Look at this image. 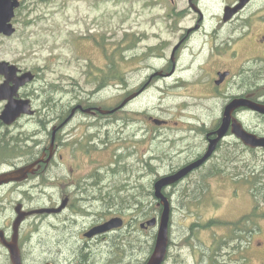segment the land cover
I'll return each instance as SVG.
<instances>
[{
  "label": "rangeland",
  "instance_id": "374dc122",
  "mask_svg": "<svg viewBox=\"0 0 264 264\" xmlns=\"http://www.w3.org/2000/svg\"><path fill=\"white\" fill-rule=\"evenodd\" d=\"M22 1L16 12V33L9 37L0 34V61H10L38 74V79L24 92L32 96L33 108L40 110V117L17 119L11 125L0 121V147L5 144L6 150L10 151L1 153L7 162L0 165V172L33 160L29 155L33 151L26 147L31 136L49 146L52 127L62 124L61 115H65L68 106L83 102L107 106L114 103L115 98L123 94L122 90L115 92L111 88V77L107 76L114 58L125 74L128 72L129 91L137 94L133 92L135 86L148 81L152 72L148 71V65H157L160 67L157 70L165 68L174 56L183 28L197 19L195 14L176 12L174 7L179 0ZM187 1L181 0V5L187 6ZM225 1H201L206 12L205 28L186 41L187 46L180 52L179 73L177 71L176 75L166 78V84L159 88L155 86L134 100V111L120 113L118 121L83 115L76 118L64 134L70 138L65 139L67 145L61 150L65 154L63 169L70 150L72 154L78 153L82 166H87L86 171L90 168L99 173L97 185L103 191L130 184L133 188L123 194L134 195L139 193V186H143L151 189L150 199L153 200V182L159 174L156 167L149 170V158H144L141 151L150 147L149 153L166 156L164 152L170 151V144H159L160 139H155L153 132L143 138L144 134L138 131L134 138L132 132L144 124L138 111H148L149 107L154 116L180 121L182 130H167L164 140L171 138L177 141L184 135H190L194 140L193 129L196 128V132L202 129L189 120L203 118L211 124L218 119L220 109L215 101L199 99L213 93L205 89L210 86L208 81L204 80L197 87L191 82L197 79L194 74L198 75L193 61L196 47L222 33H213L211 28L218 23ZM259 14H264V0H258ZM155 55L162 57L156 59ZM198 60L203 62L204 68L210 66V63L206 65L207 58L198 57L196 62ZM103 76L105 82L102 81ZM179 78L183 80L177 81ZM2 81L0 76V84ZM99 86L103 90L98 91ZM194 99L203 101L192 106ZM4 107L0 105V114ZM40 119L51 121L43 126ZM4 150L0 148V151ZM239 153L241 156L231 151L229 144L224 145L214 160L193 176L194 181L203 178L209 184L207 191L193 186L191 189L180 188L176 193L170 225L171 256L164 264H214L215 261L217 264H264V149L258 150V154ZM162 165L163 162L158 163V170ZM63 169L54 170L64 174ZM255 180L258 181V190ZM11 183L0 187V216L3 217H0V222L6 221L4 216L14 215L19 198L32 203L50 200L59 192V188H47L45 174L31 179L24 186ZM113 195L103 193L102 198L116 199ZM143 195L147 201L145 191ZM74 208L75 215L84 213L83 208ZM92 209L96 214L101 213L103 218L112 214L111 219L122 218L120 227L129 220L128 236L134 235L135 245L140 243L139 238L145 247L149 242L152 254L158 228L149 226L143 229L141 224L147 225L148 220L160 218L154 203L145 207L102 204ZM73 213L71 208L64 215Z\"/></svg>",
  "mask_w": 264,
  "mask_h": 264
},
{
  "label": "flooded vegetation",
  "instance_id": "af4514ba",
  "mask_svg": "<svg viewBox=\"0 0 264 264\" xmlns=\"http://www.w3.org/2000/svg\"><path fill=\"white\" fill-rule=\"evenodd\" d=\"M172 1L175 2L174 0ZM201 1L188 0V5L182 6L181 0H179L177 7H174L178 14H195L197 19L183 28L184 32H181L179 36L174 56H172V59H170V62L165 68L157 70L160 68L157 65H148V71L152 70V72L149 74L148 81L141 82L135 86L133 92L137 93V95L134 98L122 105L133 93L129 91L128 72L125 74L114 58V60H111V64H109L111 88L115 92H119L120 90L123 92L121 96L115 98L114 103L110 106L105 104H87L84 102L76 103L73 106L70 105L65 115H61L63 116L61 118L63 120L62 124L53 125L52 131L50 132L51 138L49 146L33 139L34 136H31V139L26 141V147H29L33 151V153H29L33 160L28 163L39 158L44 160L50 156L51 158L48 162H40L36 171L30 173L26 179L14 183L19 184V186H24L31 179H37L45 174L47 176V188H59V192L57 193V197H52L50 200L43 199L32 203H27L25 198H19L14 208V215L4 216L6 221L4 222L2 220L0 222V264H15L12 255V245L15 247L17 253L16 260L18 264H146L151 257L149 242L148 246L145 247L144 241L139 238L138 242L140 241V243L135 245L132 240L134 235L131 237L128 236V233H130L127 229L128 225H130L129 220L120 228L117 227L116 229L113 228L105 232H98L96 228L109 221L113 217V214L103 218L101 213L96 214L93 211V207H99L102 204L110 205L111 207H120L122 205L127 207H145L154 203L161 216L163 206L161 200L156 197L154 192L156 181L163 176L176 174L186 166L200 160L206 154L210 147L211 139L217 137L216 131L222 124V119L228 106L237 107L231 113V125L227 135L219 141L211 157L201 166L187 173L179 181L167 185L162 189L163 194L168 198L172 206L171 222L176 193L180 188L191 189L193 186L196 189L201 188L207 191L209 184L205 183L203 178L194 181L193 176L201 172L213 161L224 145L229 144L231 151L235 152L238 156H241L239 153L241 151L258 154V150L264 149V147L254 148L246 145L233 132V124L236 121L248 133L256 135L257 137H264V113L258 112L254 107L264 105V14L258 15V0H249L243 7L230 15L228 19H225L226 8L230 9L241 3V0H227L223 4L222 15L215 25L216 27L212 26L211 28L213 33L218 31H222V33L219 36H215V38L206 39L204 44L196 47L197 51L195 52L196 55L193 61L196 63L194 69H198V75L194 74L197 79H193L191 82V85L197 87L198 84L204 83V80L208 81L210 86L205 89L208 92L211 90L213 93L199 99L204 98L209 101H215V105L220 109L218 119L211 124L203 118L189 120L191 124L199 126L202 129L198 132H196V128L193 129L195 131L194 140H192L190 135L181 136V138H177V141L171 138H165L167 140H164V134H166L167 130H175L178 128L182 130V126L179 125L180 121L154 116L150 112L149 107L148 111L145 109L138 111V114L143 116L140 121L144 124L137 131L132 132L134 138L138 131L144 134L142 136L143 138L153 132L155 139H160L159 144L161 142L164 144H168L169 142L170 144V151L164 152L167 154L166 156L149 153L150 147L141 151L144 158H149L147 163L149 170H151L152 166L156 167V172L159 174V177L153 182V200L150 199L152 195L151 189L143 186H139V193L134 195L123 194L126 190L129 193L130 188H133L130 184L120 187L113 186L114 188L110 187V189L103 191L102 187L97 185L99 173L91 171L92 169L90 168L86 171L87 166H82L78 153L72 154L70 150L67 153L66 166L63 169L65 154L61 150L64 145H67L65 143L68 141H65V139L69 140L70 138L68 134L64 137V134L79 115L118 121L120 113L129 110L134 111L132 109L134 100L155 86L158 88L161 87L167 77L176 75L177 71L179 73L180 52L187 46L186 41L191 40L196 33L201 32L205 28L206 12ZM22 4L23 1L21 0L20 7ZM179 5H181V8H179ZM200 11L203 14L201 21H199L202 16ZM15 18L16 14L13 18L14 25L16 24ZM155 56L156 59L162 57ZM198 57L202 59L207 58L206 65L210 63V66L204 68L201 60L196 62ZM213 57L218 59L213 60ZM188 67L190 68L191 65ZM22 70L26 71L28 69L22 68ZM33 72L36 76L35 79L20 88V97L29 98L32 106H35L32 96L24 92L29 85L38 79V74L35 71ZM105 72L107 73V66ZM121 72L122 74H120ZM201 74L205 76L203 77ZM0 76L3 79L1 83H3L6 77L1 74ZM181 80L183 79H177V81ZM131 83L134 84L133 80H131ZM100 86L98 91L103 90H100ZM202 101L194 99L192 106L198 105ZM6 103L7 100H3L0 102V105L3 104L5 106ZM100 109L111 112L103 113ZM39 115L40 110L36 108L33 115L25 114L19 119L25 117H40ZM61 119L59 120L62 121ZM50 121L40 119L41 124L49 123ZM55 128H57V131L53 143L52 139ZM196 138H198V141ZM29 142H32L33 145H30ZM154 144H158V142H154ZM35 148L37 151L34 152ZM77 150L78 148H76ZM175 153H178L177 156L172 155ZM176 157H178L177 161H175ZM72 161L75 162L72 163ZM160 162H163V165L158 170V163ZM248 167L251 168L252 166L248 165ZM57 168H62L64 174L62 172H56L54 169ZM200 184H205V188L199 187ZM255 188L258 190L257 180H255ZM144 191L148 197L147 201H144L142 198ZM103 193H114L116 199L105 200L102 198ZM64 204L65 207H62ZM18 207L20 208L18 209ZM74 207H78L79 209L83 208L84 213L75 215ZM71 208L74 213L64 215ZM41 209H52V211L36 212ZM32 211L34 212L30 213ZM23 212L27 214L21 219V222H17L20 213ZM145 224H141L143 229L149 227ZM139 245L141 247H138ZM170 256L171 254L168 252L167 259ZM222 262L224 263L225 261Z\"/></svg>",
  "mask_w": 264,
  "mask_h": 264
},
{
  "label": "water",
  "instance_id": "95a60500",
  "mask_svg": "<svg viewBox=\"0 0 264 264\" xmlns=\"http://www.w3.org/2000/svg\"><path fill=\"white\" fill-rule=\"evenodd\" d=\"M248 1L249 0H241V3L236 7L230 9L226 8L225 19H228L230 15H232L239 8L243 7ZM20 4H21L20 0H0V34L9 37L16 33V26L13 23V18L15 17L16 9L20 7ZM200 14L202 16L200 17L199 21L203 19V14L201 11ZM0 74L6 77V80L0 84V102L3 100H7V103L0 114V119L5 124L11 125L22 115L25 114L33 115L35 113V109L32 106V102L29 98L20 97V88L32 82L35 79L36 76L34 72L32 70L23 71L17 64L7 60H2L0 61ZM136 95L137 94H133L130 97H128L122 103V105L126 104L130 99L134 98ZM236 107L237 106L227 107L224 113V117L222 119V124L216 131L217 137L211 139V143L208 151L200 160L186 166L185 168L181 169L174 175L161 177L160 179H158V181H156L155 195L157 198L161 200L163 210L159 219L154 217L147 221V225L145 224L146 226H157L158 228L154 249L149 261L146 264H164L169 252L172 206L168 198L163 194L162 189L167 185L179 181L187 173L201 166L207 159L211 157V155L216 150L219 141H221L227 135L231 125V113ZM254 107L258 112L264 113V105H258ZM101 111H103V113L111 112L107 110H101ZM56 131L57 128L54 129V137L52 139L53 143L55 141ZM233 132L246 145H249L254 148L264 147V137H257L256 135H252L248 133L247 131L244 130L242 125L236 123V121L233 124ZM50 158L51 156L45 161L48 162ZM43 161H44L43 159L39 158L31 163L20 166L18 168L7 171H1L0 186L7 183L22 181L26 179L30 173H34L36 171V169L39 167L40 162ZM62 207H65V204ZM19 208L20 207H18V209ZM51 211L52 209H41V210H37L36 212L40 213V212H51ZM33 212L34 211L30 213ZM26 214H27L26 212L20 213L17 222H21V219H23ZM122 223H123L122 218H112L109 221L97 227L96 231L105 232L110 229L120 227ZM12 255L15 264H18L16 260L17 253L13 245H12Z\"/></svg>",
  "mask_w": 264,
  "mask_h": 264
},
{
  "label": "trees",
  "instance_id": "16d2710c",
  "mask_svg": "<svg viewBox=\"0 0 264 264\" xmlns=\"http://www.w3.org/2000/svg\"><path fill=\"white\" fill-rule=\"evenodd\" d=\"M107 76H110V73H107ZM102 81L103 82H105V76H103L102 77ZM18 141V140H17ZM0 148H3V149H5L4 151H0V165L3 163H5V162H7V159H5L4 160V158L3 157H5V156H2V154L1 153H3V152H6L7 154L8 153H10V151L9 150H6V149H8L7 148V146L5 145V144H1V147ZM259 209V208H258ZM258 216H259V210H258ZM254 217V216H253ZM238 239H241V238H238ZM222 262V261H221ZM223 263V262H222ZM214 264H217L216 263V261L214 262Z\"/></svg>",
  "mask_w": 264,
  "mask_h": 264
}]
</instances>
